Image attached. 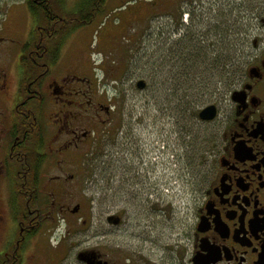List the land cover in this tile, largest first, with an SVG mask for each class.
<instances>
[{"label":"flooded vegetation","instance_id":"flooded-vegetation-1","mask_svg":"<svg viewBox=\"0 0 264 264\" xmlns=\"http://www.w3.org/2000/svg\"><path fill=\"white\" fill-rule=\"evenodd\" d=\"M204 2L187 0V11L179 2L168 18L157 15L159 41L150 42L163 51L157 67L165 92L152 97L149 121L120 102L124 86L117 98L100 94L107 86L96 72L107 69L104 49H115L121 40L106 34L113 25L103 28L105 48L98 40L93 50L85 35L76 33L89 20L71 11L54 16L50 11L45 25L34 19L18 49L9 42L20 30L0 36V264H40L39 247L50 253L47 261L54 260L55 248L50 252L49 246L58 248L91 227L94 200L99 220L117 228L120 212L103 208V190L115 181L128 187L129 202H145L154 215L163 213L167 179L178 185L186 175L194 182L200 167L194 165L185 113L186 84L191 78L197 87L203 75L196 92L216 98L195 117L211 127L214 138L202 159L207 165L201 200L187 243L155 260L136 252L131 264H264V0ZM111 62L109 68H121ZM157 75H148L152 91ZM144 87L138 80L136 88ZM171 104L177 113L180 107L182 120ZM206 107H212L213 117L201 119ZM90 182L100 192L96 198ZM62 230L66 238L60 234L53 245L52 234ZM100 248L77 249V262L111 264Z\"/></svg>","mask_w":264,"mask_h":264},{"label":"rangeland","instance_id":"rangeland-1","mask_svg":"<svg viewBox=\"0 0 264 264\" xmlns=\"http://www.w3.org/2000/svg\"><path fill=\"white\" fill-rule=\"evenodd\" d=\"M200 1L205 3L204 0ZM179 2L181 7L187 11V0H107L101 5V9L97 10H92V3H94L92 0H63L62 4L54 3V8H59L60 11L64 10L65 12L71 11L77 14L78 17L79 14L89 15V21L82 22L78 32H76V29L72 30L77 34L85 35L88 42L91 43V50L97 47L93 43L98 40H100L99 46L105 48L107 36L104 35L102 40L100 39L101 35L104 34L103 28L113 25V27H108L109 31L106 34L120 35L121 40L115 49H104L108 51V58L105 60L107 69L104 72L99 70H96V72L97 79H102L101 83H107V86L100 94L105 98H117L118 90L124 86L127 92L125 99L120 101V98L123 97L121 91L117 103L122 102L126 109H131L134 114L139 115V118L142 117L144 121H149L155 109L153 106L155 102L152 97L160 96L165 92L162 85L163 80H161L162 69L158 70L157 67L159 56L163 51H159L158 46L153 44L159 41L157 15H165V18H168V14L177 12ZM34 23V18H32V14L26 7V0H0V36L6 31L14 32L16 28L20 30L19 37L15 36L9 42L14 48L18 49L20 44L27 39L26 32L34 26ZM125 33L130 35V39L125 38ZM72 40L73 37L70 39L71 44ZM150 41H153V43ZM149 51H154V59L147 62L146 56ZM102 58V55H100L99 59ZM114 59L120 62L121 68L119 70L109 68L112 64L111 61L115 62ZM155 71L158 75L155 78L157 84L153 92L149 85L151 81H148V75ZM163 72H166V70H163ZM189 79L190 81L186 84L188 106L185 115L190 123L192 149L196 155L194 156V165L200 166L194 172V182L185 175L179 178L178 185H176V180H170L169 177L167 179L169 181L164 185L165 196L161 202V206L164 207L165 211L161 214L156 212V215H154L145 202L135 200L129 202L130 200L127 199L129 196L126 195L124 190L128 187L123 182L120 183L114 180L115 182L110 187L106 186L103 190L107 194L103 208L107 212H120L121 224L116 228L114 225L109 226L102 218L99 220L100 206L94 200L90 205L92 213L91 227L75 235L71 234L68 241L65 239L64 241L67 242H63L58 248L49 246L50 252L51 248H55L52 249L53 254H55L53 256L54 260L49 259L47 261V256L50 253L45 255L47 251L44 247H39L40 264H49L50 261H52V264H79L74 253L77 249L83 247H102L111 264H131L135 259L136 252L141 254L145 260H155L158 256L162 258L167 254L171 257L173 254L172 249H175L176 244L183 242V245H185L187 243V234L191 232L195 220L193 219V212L201 200L199 195L200 182L207 165L206 163L202 164V159L204 161V158H208V151L212 147L214 138L211 127L196 122L195 114L205 104L214 101L216 98L215 96L208 97L206 94L196 92L197 89L195 88L200 89L204 75L197 80V87L193 79ZM138 80L144 81L146 87L143 89L136 88ZM217 88V92L221 94L223 88L220 79ZM179 109V113H177L174 105L171 104L173 115L179 116L182 120V113ZM168 123L169 126L173 124L175 129L174 121H168ZM161 126L162 124L159 123L158 119V128ZM102 160H105V158L102 157ZM89 185L91 196L96 198L95 192H97L98 197L100 192L95 189V183L90 182ZM60 234H63L66 238L64 230L52 234L54 236V238H51L53 245L59 242ZM41 245L42 242H40ZM70 247L73 248L68 251ZM167 247L170 248L168 251H166Z\"/></svg>","mask_w":264,"mask_h":264},{"label":"trees","instance_id":"trees-1","mask_svg":"<svg viewBox=\"0 0 264 264\" xmlns=\"http://www.w3.org/2000/svg\"><path fill=\"white\" fill-rule=\"evenodd\" d=\"M92 10L101 9V5L105 3L107 0H92ZM62 4L63 0H26V7L28 10L33 13L34 19L39 22L40 25H45L44 19H46V15L50 13V11L55 14H61L63 12L60 9L54 8V3ZM81 12V11H80ZM85 18L89 20V15L85 14ZM81 23V20H80Z\"/></svg>","mask_w":264,"mask_h":264},{"label":"water","instance_id":"water-1","mask_svg":"<svg viewBox=\"0 0 264 264\" xmlns=\"http://www.w3.org/2000/svg\"><path fill=\"white\" fill-rule=\"evenodd\" d=\"M139 84L141 86V81L139 82ZM200 117H201V119H203L204 117H205V119L212 118L213 117L212 107L204 108V110H202V112L200 113Z\"/></svg>","mask_w":264,"mask_h":264}]
</instances>
